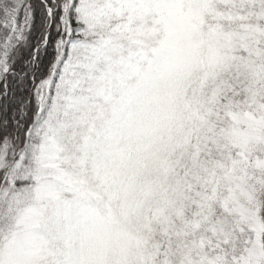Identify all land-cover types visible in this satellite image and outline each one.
Masks as SVG:
<instances>
[{
	"label": "snow or ice",
	"instance_id": "6c2138e0",
	"mask_svg": "<svg viewBox=\"0 0 264 264\" xmlns=\"http://www.w3.org/2000/svg\"><path fill=\"white\" fill-rule=\"evenodd\" d=\"M0 264H264V0H0Z\"/></svg>",
	"mask_w": 264,
	"mask_h": 264
}]
</instances>
